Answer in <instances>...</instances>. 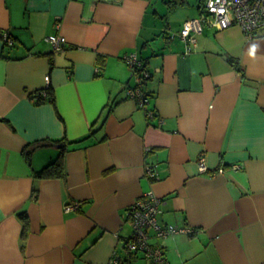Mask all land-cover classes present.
<instances>
[{
	"label": "crops",
	"instance_id": "obj_1",
	"mask_svg": "<svg viewBox=\"0 0 264 264\" xmlns=\"http://www.w3.org/2000/svg\"><path fill=\"white\" fill-rule=\"evenodd\" d=\"M175 2L0 0V264L125 261L127 210L147 193L160 224L194 231L150 232L169 264H264V30L204 23L187 54L179 34L203 1ZM130 53L151 119L126 96ZM46 77L54 101L37 104ZM63 149L65 177L34 179Z\"/></svg>",
	"mask_w": 264,
	"mask_h": 264
},
{
	"label": "built area",
	"instance_id": "obj_2",
	"mask_svg": "<svg viewBox=\"0 0 264 264\" xmlns=\"http://www.w3.org/2000/svg\"><path fill=\"white\" fill-rule=\"evenodd\" d=\"M205 2L201 16L198 19L187 20L179 34L186 44L185 52L187 54L192 52L191 50L196 46L195 34H199L203 30L204 23L222 30L238 26L248 39L255 38L257 33L264 30V0H205ZM7 38L8 36L5 37V39ZM7 42L8 45L13 44L11 39H8ZM46 42L52 46L53 53L61 52L67 46V39L61 35L48 36ZM125 62L135 78V86L126 88V96L135 100L142 109L144 108L148 119H151L155 114L146 109L149 98L145 90L144 79L148 77V74L143 69V62L134 53L125 57ZM45 79L49 86L50 78L46 77ZM42 95L47 97L46 92H42ZM199 170L200 172L207 171V163L204 158H200ZM146 174L152 180L157 178L154 169L150 167L147 168ZM161 203V198L152 193H147L127 210V217L133 227L131 238L126 242L127 251L134 255L142 253L152 264L169 263L164 256L163 249L150 242V232L160 238L174 236L178 233L193 234L194 232L187 228L179 229L175 225L160 224L159 218L163 213ZM80 205L81 203L67 205L65 210L67 212L75 211ZM110 264H120V261L114 256Z\"/></svg>",
	"mask_w": 264,
	"mask_h": 264
},
{
	"label": "trees",
	"instance_id": "obj_3",
	"mask_svg": "<svg viewBox=\"0 0 264 264\" xmlns=\"http://www.w3.org/2000/svg\"><path fill=\"white\" fill-rule=\"evenodd\" d=\"M202 1H203V4H202L201 8L203 9L206 2H205V0H202ZM164 3L167 4L170 8L171 7L175 8V6L177 5V4H175L176 3L175 0L174 1L173 0H164ZM202 12H203V10H202ZM7 36H8L7 39L4 38V45H6V46L8 45V42H7L8 39H11V36H9L8 34H7ZM228 61L237 69L239 68L238 63L236 61H233V59L229 58ZM142 62H143V69H144V71H146L145 63H144V61H142ZM131 76H132V79H134V84L127 86V88L135 86V78L132 75V73H131ZM148 77H149V73H148ZM148 77H145V79H144V86L146 84ZM42 92H46V95H47L46 98L43 97ZM34 95L35 96H33V100L35 98L37 104L45 103L46 101H50V102L54 101L53 88L50 85L45 87V89H43V90L37 91ZM95 132L92 131V133L90 135H88L86 138H89L90 136L94 135ZM74 142H76V141H74ZM33 150H34V148H32V146H27L25 148L24 151L26 153L28 160H30V157H31L30 155L33 152ZM65 152H66V150H64V149L61 150V152L59 153V156L55 160L50 161L46 166H44L43 169L35 171L34 175H33L34 179H36V180H38V179H50V178L62 179L63 177H65V175H66V166H64ZM19 217H22V219L27 223L28 217H27L26 211L21 212L19 214ZM135 256H138V255L128 253V257L126 258V260L125 261L120 260L121 261L120 264H130L132 261L131 259L134 258Z\"/></svg>",
	"mask_w": 264,
	"mask_h": 264
},
{
	"label": "rangeland",
	"instance_id": "obj_4",
	"mask_svg": "<svg viewBox=\"0 0 264 264\" xmlns=\"http://www.w3.org/2000/svg\"><path fill=\"white\" fill-rule=\"evenodd\" d=\"M157 0H153V3H155ZM194 1V0H193ZM161 2L163 3V0H159V3L161 4ZM196 2V1H195ZM159 4V5H160ZM163 5H164V3H163ZM165 6H167L166 4L164 5V8H165ZM162 7V6H161Z\"/></svg>",
	"mask_w": 264,
	"mask_h": 264
},
{
	"label": "clouds",
	"instance_id": "obj_5",
	"mask_svg": "<svg viewBox=\"0 0 264 264\" xmlns=\"http://www.w3.org/2000/svg\"><path fill=\"white\" fill-rule=\"evenodd\" d=\"M255 49H253V51H254Z\"/></svg>",
	"mask_w": 264,
	"mask_h": 264
}]
</instances>
